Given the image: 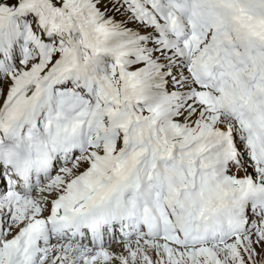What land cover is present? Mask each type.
<instances>
[{
    "label": "snow or ice",
    "instance_id": "1",
    "mask_svg": "<svg viewBox=\"0 0 264 264\" xmlns=\"http://www.w3.org/2000/svg\"><path fill=\"white\" fill-rule=\"evenodd\" d=\"M0 264H264V0H0Z\"/></svg>",
    "mask_w": 264,
    "mask_h": 264
}]
</instances>
